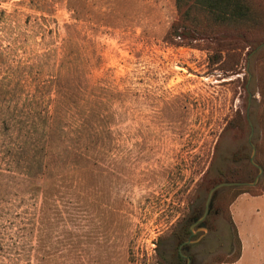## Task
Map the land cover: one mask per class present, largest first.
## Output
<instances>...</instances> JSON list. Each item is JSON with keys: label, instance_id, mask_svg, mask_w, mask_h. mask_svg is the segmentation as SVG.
<instances>
[{"label": "rangeland", "instance_id": "1", "mask_svg": "<svg viewBox=\"0 0 264 264\" xmlns=\"http://www.w3.org/2000/svg\"><path fill=\"white\" fill-rule=\"evenodd\" d=\"M254 5L252 47L227 39L236 52L222 65L210 59L223 45L168 39L175 0H0V108L29 113L34 134V174H0V264H186V248L194 264L237 256L232 192H220L208 232L193 218L212 189L200 182L229 167L237 181L258 174L247 110L252 94L264 149V47L250 56L264 44V0ZM237 111L244 123L226 130ZM252 188L264 190V175ZM238 223L252 239L250 222ZM184 227L195 234L180 238ZM260 237L242 264H264V228Z\"/></svg>", "mask_w": 264, "mask_h": 264}, {"label": "trees", "instance_id": "2", "mask_svg": "<svg viewBox=\"0 0 264 264\" xmlns=\"http://www.w3.org/2000/svg\"><path fill=\"white\" fill-rule=\"evenodd\" d=\"M254 3L255 0H175L179 17L168 32V39H171L173 43L177 39L186 40L188 46H192V42L197 40L210 41L220 46L223 45L225 47L222 52H225L226 57L224 58L222 52H219L213 54L210 61L215 64H228L229 58L235 54L236 49L232 45H225L228 42L227 39L243 41L246 45L244 49L252 47L251 44L255 41L253 33L257 19V11ZM241 29H243V32L240 31ZM239 50L241 51V48ZM259 94L262 98L261 103L264 104V79L263 85L259 89ZM7 112H9V115H3L4 110L0 108V123L4 126L0 127V174L6 171L20 172L27 176H32L34 174V163H32V155H34V152L32 149H28V146L30 144L29 142L33 141L34 134L32 128H29L27 119H25L31 118L28 117L30 114L24 111L21 113L23 117H19L16 115L17 112H13L10 109ZM24 123L25 126L28 125L27 128H21ZM243 123L244 118L237 111L236 117L229 121L225 129L236 128L242 126ZM15 130L18 131V134L13 133ZM262 135L264 136V113ZM256 148V162L264 170V149H261L259 144H256ZM261 155L263 158H261ZM241 162L242 159H240L239 153L232 157L233 164ZM239 168L229 167L225 171L220 170L215 179L206 178L199 183V186L205 189L213 188L218 185V181L223 179H227L228 182H235L242 176ZM208 174L209 171L206 175ZM254 179L255 176L251 180H248V182H252ZM252 190V187L228 189L229 192L233 193L231 204L242 194H252ZM263 193L264 190L254 196ZM230 220L236 230L238 253L233 260L225 261L221 264L234 263L242 255L241 239L233 219L230 218ZM190 235V229L184 227L180 231L179 237L183 239Z\"/></svg>", "mask_w": 264, "mask_h": 264}, {"label": "crops", "instance_id": "3", "mask_svg": "<svg viewBox=\"0 0 264 264\" xmlns=\"http://www.w3.org/2000/svg\"><path fill=\"white\" fill-rule=\"evenodd\" d=\"M231 214L242 242V255L238 261L224 264H242L248 249L257 245L258 240L261 239L260 232L264 228V193L258 196L247 193L240 195L231 206ZM237 219L240 221L246 220V223L247 221L250 222L253 231L252 239L247 232L242 230ZM259 257H255V260L257 262L263 261V258Z\"/></svg>", "mask_w": 264, "mask_h": 264}, {"label": "water", "instance_id": "4", "mask_svg": "<svg viewBox=\"0 0 264 264\" xmlns=\"http://www.w3.org/2000/svg\"><path fill=\"white\" fill-rule=\"evenodd\" d=\"M263 47H264V44H262L255 51H253L250 56H252L253 54L257 53ZM249 66H250V63H248V66H247V73L249 75V81H248L247 88L249 87L250 81L252 79V75L249 73ZM252 98H253V95L250 94L249 105H248V110H247V121H248L249 127L251 129V133H250V136H249V142H250V145H251V148H252V154H251V158H250V163L258 170V174L255 177L254 181H252V182H242V181L228 182L227 181V182H223V183H220V184L216 185L215 187H213L210 190V192L208 194V199H207V203H206L205 212L202 215V217L200 218V220H198V223H201L200 228L201 229L203 228L204 232H208L206 219L212 213L215 201L218 198V196H219V194H220V192L222 190H224V189H233V188L256 187L259 184L262 176L264 175L263 168L256 162L257 148H256V145L253 143V137H254V134H255V128H254L253 123L250 120V115H249V109H250V105H251V102H252ZM190 231H191V236H193L195 234L194 231H193V228H191ZM194 242H196V241L189 240L188 242H186V244H190V243H194Z\"/></svg>", "mask_w": 264, "mask_h": 264}, {"label": "flooded vegetation", "instance_id": "5", "mask_svg": "<svg viewBox=\"0 0 264 264\" xmlns=\"http://www.w3.org/2000/svg\"><path fill=\"white\" fill-rule=\"evenodd\" d=\"M193 220H195L196 224L198 223L197 222L198 220H197L196 217H194ZM200 226H201V223L198 224V228H200ZM203 233H205V232H203ZM190 238H191V235H190ZM184 244H186V242L183 243L181 247H184L183 246ZM185 253L186 254L181 253L180 257L186 260V264H194L193 257H192L191 254H189V249L188 248L185 249Z\"/></svg>", "mask_w": 264, "mask_h": 264}]
</instances>
